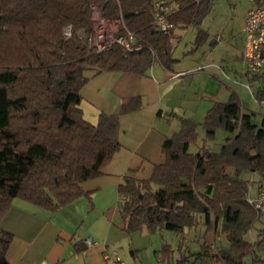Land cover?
Returning a JSON list of instances; mask_svg holds the SVG:
<instances>
[{
    "label": "trees",
    "instance_id": "1",
    "mask_svg": "<svg viewBox=\"0 0 264 264\" xmlns=\"http://www.w3.org/2000/svg\"><path fill=\"white\" fill-rule=\"evenodd\" d=\"M166 1L179 6L168 19V34L155 29L151 0H0V44L11 45L0 52V222L13 199L54 213L87 196L82 185L101 176L120 149L119 115L136 110L137 101L123 104L119 115L87 122L78 105L88 73L142 75L156 64L171 70L176 29L196 27L198 40L206 39L199 26L215 0ZM93 7L104 20H120L117 35H133L129 49L112 44L100 53L91 50ZM14 46L18 55L6 58L3 53ZM244 75L257 84L254 99L264 103V70ZM178 119L179 130L163 140L164 159L151 175L128 174L117 186L123 230L175 234L179 257L163 244L162 263L264 264V223L247 201L249 188L264 179V117L243 109L232 92L227 102L211 106L201 124ZM198 125L208 140L217 128L228 136L223 144L203 143L193 152ZM257 222L262 228L251 240ZM198 230L192 250L185 239ZM12 241L10 232L0 230V264H9Z\"/></svg>",
    "mask_w": 264,
    "mask_h": 264
},
{
    "label": "crops",
    "instance_id": "2",
    "mask_svg": "<svg viewBox=\"0 0 264 264\" xmlns=\"http://www.w3.org/2000/svg\"><path fill=\"white\" fill-rule=\"evenodd\" d=\"M173 37L174 55L175 31ZM212 43L215 44L216 39ZM173 59L176 62L171 70L156 64L142 75L119 71L87 74L89 79L80 90L78 105L87 122L97 124L100 114L119 115L123 104L130 99L137 101L136 110L119 115L117 138L121 147L101 176L82 185L87 196L57 213L20 199L11 201L0 222V230L13 235L6 254L9 264H106L104 256L116 253L109 250L110 245L117 239L119 244L125 239L117 207V186L123 176L130 174L136 179H146L151 175L154 164L160 163L151 158H156V152L161 153L162 142L170 137L169 128L174 119L178 123L179 117L196 122V114L200 112L203 120L214 103L227 102L232 92L238 96L232 86L222 82H214L209 92L206 86L196 91L189 81L191 74L198 70H178L176 64L180 59L174 56ZM213 77L218 79L216 75ZM205 79L207 84L210 80ZM179 127L180 123L177 131ZM165 130L170 132L166 134ZM261 228L257 222L249 239L253 240ZM188 237L191 238L190 234ZM87 238L94 242L92 246L84 244ZM206 239L212 243V233H208ZM178 257L176 253L175 259ZM158 261L165 264L160 256Z\"/></svg>",
    "mask_w": 264,
    "mask_h": 264
},
{
    "label": "rangeland",
    "instance_id": "3",
    "mask_svg": "<svg viewBox=\"0 0 264 264\" xmlns=\"http://www.w3.org/2000/svg\"><path fill=\"white\" fill-rule=\"evenodd\" d=\"M252 7V4L248 0H215L212 10L203 18L199 26V29L206 31V39L203 41L198 40L199 30L196 27L175 30L176 40L173 45H175L176 48L173 56L180 59L176 64L178 70L189 72H196L194 71L195 69L198 70L196 73L191 74L192 79L189 81L193 89L197 91L206 86L209 92L214 88V82H222L232 86L237 91L242 108L257 113L258 120H261V118L264 117V103H258L254 99L253 93L257 84L253 81H249L247 77L244 76L242 72L244 65L241 61V53L244 46L242 27L248 11ZM90 16L94 30H104L107 34H110L114 28L118 29L121 25L120 20L101 21L100 14L94 7L91 9ZM215 39L216 43L213 44L212 41ZM10 46L11 45L5 46L4 44H0V52H2L4 47ZM3 54L6 55V58L14 59L18 55V51L14 46V51L8 50V53L4 52ZM213 75H216L218 79L215 80ZM205 78L210 80L207 84L205 83ZM247 84L249 87H247ZM200 114V112L196 114L197 118L195 120L199 124L202 122V116H199ZM178 126V120L174 119L172 127L169 128L172 132L168 130V132H170L168 135H173V131H177ZM168 132L165 130L166 134ZM227 136V132L223 131L221 128H217L214 139L208 140L205 137L204 128L202 125H198L197 139L196 142L190 146V150L193 152L196 151L203 143L211 147L223 144ZM155 154H157V156L156 158H151L152 161L162 162L164 159L162 151L161 153L156 152ZM243 177L250 181L252 175L245 173ZM254 179H257V176H255ZM253 194L254 187L252 186L249 188V196ZM201 232V230H198L196 233L191 232L190 237L194 238V234L199 235ZM122 234L125 239L122 240L120 244L119 239H117L114 244H109V250L112 252L115 251L125 264H161V262L158 261V257L160 256L158 251L161 249L162 244H169L170 248L175 251L173 257L176 256L178 237L172 232L163 231L155 234L137 232L131 235L127 233ZM191 238L185 239L187 245H191ZM191 248L194 250V245H191ZM170 262L174 261L170 260L164 263L169 264Z\"/></svg>",
    "mask_w": 264,
    "mask_h": 264
},
{
    "label": "built area",
    "instance_id": "4",
    "mask_svg": "<svg viewBox=\"0 0 264 264\" xmlns=\"http://www.w3.org/2000/svg\"><path fill=\"white\" fill-rule=\"evenodd\" d=\"M253 7L248 11L243 26L244 46L242 51L243 72L249 76L258 74L264 70V0H248ZM154 12V27L163 34H168L172 28L169 17L179 8L177 3H169L166 0H151ZM101 21L104 19L101 18ZM118 29L114 28L110 34L104 30H93L88 38L91 50L100 53L112 44H118L129 49L133 41V35L125 31L124 35H117ZM64 37H70V29L67 28ZM247 87L249 85L247 84ZM248 203L254 208L257 218L264 223V179L256 187L252 196L247 198ZM84 244L92 246L91 238L84 240ZM106 264H124L116 253L104 256Z\"/></svg>",
    "mask_w": 264,
    "mask_h": 264
}]
</instances>
